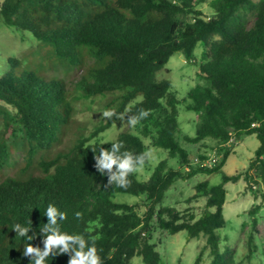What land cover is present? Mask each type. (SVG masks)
<instances>
[{"label": "trees", "instance_id": "trees-1", "mask_svg": "<svg viewBox=\"0 0 264 264\" xmlns=\"http://www.w3.org/2000/svg\"><path fill=\"white\" fill-rule=\"evenodd\" d=\"M203 1L0 0L4 25L30 32L58 58L85 69L77 80L83 98L111 94L114 104L91 137L82 133L63 148L76 114L69 83L23 70L22 59L9 58L0 76V264H133L136 256L162 264L154 227L170 234L185 230L187 240L204 236L196 262L208 249L212 264H251L222 250L219 230L227 222L226 183L242 179L250 190L264 184V0H216L209 17L197 9ZM199 44L203 82L187 93L198 124L184 139L221 145L211 167L192 163L178 138L180 100L171 81L157 76L176 52L194 63ZM121 118L139 123L179 167L162 160L141 177L139 168H147L150 157L144 139L131 131L89 142ZM253 133L260 144L247 168L222 174L219 183L197 184L207 197L200 213L162 204L177 180L219 172L231 153L226 144ZM19 148L23 164L2 177ZM122 194L140 198L144 212L115 199ZM261 209L259 203L248 209V245L253 250L257 237L264 259Z\"/></svg>", "mask_w": 264, "mask_h": 264}, {"label": "rangeland", "instance_id": "rangeland-1", "mask_svg": "<svg viewBox=\"0 0 264 264\" xmlns=\"http://www.w3.org/2000/svg\"><path fill=\"white\" fill-rule=\"evenodd\" d=\"M215 1L204 0L197 5V9L203 13L202 16L209 17L213 15V4ZM201 52L202 46L199 44L195 49L196 57L194 63H188L182 52H176L157 73L158 79L167 78L171 81V90L180 100L178 104V120L181 129L178 138L189 151L192 163H196L200 154L204 155L206 159L213 155H219L220 159L222 155L219 151L221 145L212 139L204 140V142L198 144L188 143L184 139L186 134H195L198 124L197 113L187 109V104L190 102L187 93L197 83L203 82L197 75V65L205 62ZM12 57L23 60L21 69H34L43 78L61 77L69 83L73 90L71 98L74 96L72 100L76 109L75 121L66 129L61 147L66 148L82 133L85 137H91L95 126L110 116L114 108V104L109 101L111 94H101L89 98L81 96L78 88L79 81L77 80L82 76L85 69H78L67 64L66 61L55 55L51 45L40 42L28 31L16 30L4 25L0 17V76L9 70V58ZM2 128L3 121L0 116V130ZM123 131H131L138 134L145 141L150 158L147 168L144 166L139 168L141 177L148 178L153 168L162 160H166L173 167H179L177 159L172 158L164 148L155 146L149 137H145L141 132L140 124L135 121L118 119L110 128L92 137L89 142L114 140ZM259 144L260 140L254 133L244 135L239 139L230 140L226 144L230 149V156L219 172L212 174L199 173L188 180H177L168 190L162 204L183 213L188 210L189 212L200 213L207 197L203 191L199 190L197 184L202 181H209L212 184L219 183L222 174H235L247 168ZM24 156L23 149L19 148L12 156L11 165L3 170L2 177L15 174L23 164ZM225 187L227 189V199L224 204V215L227 222L225 227L219 230L222 250H228L237 262L264 264L260 240L255 237L252 245L253 250L248 245L251 230V218L248 214V209L253 204L264 205V184L250 190L247 188L246 182L241 179L238 182H228ZM115 199L117 201L135 203L141 212L145 210L142 200L136 196L122 194ZM258 217L261 222L264 221V209L259 211ZM152 236V241L157 244V249L162 255V264H212L208 249L203 252L200 261L196 262L200 250L206 244L204 236L187 240L185 230L170 234L157 227H154ZM132 263L144 264L140 256L134 257Z\"/></svg>", "mask_w": 264, "mask_h": 264}, {"label": "built area", "instance_id": "built-area-1", "mask_svg": "<svg viewBox=\"0 0 264 264\" xmlns=\"http://www.w3.org/2000/svg\"><path fill=\"white\" fill-rule=\"evenodd\" d=\"M219 160V155L218 156H211L208 157L207 159H204L203 161H200V159H197L196 163H199L201 166H214Z\"/></svg>", "mask_w": 264, "mask_h": 264}]
</instances>
